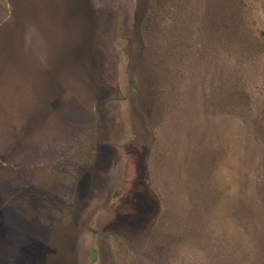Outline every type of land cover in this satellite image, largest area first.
I'll return each mask as SVG.
<instances>
[{
	"label": "rangeland",
	"instance_id": "1",
	"mask_svg": "<svg viewBox=\"0 0 264 264\" xmlns=\"http://www.w3.org/2000/svg\"><path fill=\"white\" fill-rule=\"evenodd\" d=\"M259 240L264 0H0V264H257Z\"/></svg>",
	"mask_w": 264,
	"mask_h": 264
},
{
	"label": "trees",
	"instance_id": "2",
	"mask_svg": "<svg viewBox=\"0 0 264 264\" xmlns=\"http://www.w3.org/2000/svg\"><path fill=\"white\" fill-rule=\"evenodd\" d=\"M260 242V248H259V253H258V263L257 264H264V241L263 240H259ZM260 261V262H259Z\"/></svg>",
	"mask_w": 264,
	"mask_h": 264
},
{
	"label": "flooded vegetation",
	"instance_id": "3",
	"mask_svg": "<svg viewBox=\"0 0 264 264\" xmlns=\"http://www.w3.org/2000/svg\"><path fill=\"white\" fill-rule=\"evenodd\" d=\"M71 38H73V37H70L69 39L71 40ZM75 40V39H74ZM74 40H72V41H74ZM104 192V191H103ZM101 194H103V193H101Z\"/></svg>",
	"mask_w": 264,
	"mask_h": 264
}]
</instances>
